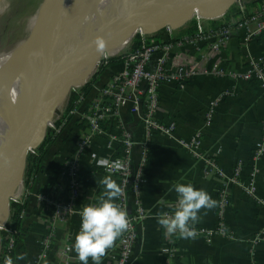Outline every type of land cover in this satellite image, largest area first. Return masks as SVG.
<instances>
[{"label": "built area", "instance_id": "1", "mask_svg": "<svg viewBox=\"0 0 264 264\" xmlns=\"http://www.w3.org/2000/svg\"><path fill=\"white\" fill-rule=\"evenodd\" d=\"M245 8L246 4L241 6L240 18L232 26L206 31L204 24L198 22L195 36L178 41L174 36L178 30L171 27L156 35L138 32L137 39L132 40L123 52L102 58L99 68L107 69L95 84L93 95L86 96L81 88L73 91L78 98L69 102L70 95L48 127L52 140L70 141L73 145L71 151L65 154L63 149H60L61 152L54 150L59 153L57 157L60 161L56 163L47 191L36 190L39 177L32 175L30 185L34 186V191H29L23 181L12 200L22 204L33 197L39 213L47 209L50 211L45 216L46 230L40 239L37 258L31 264H80L73 252L71 240L59 245L56 230L58 224L67 223L74 214L81 213V210H77V204L85 196V181L90 177H111L116 181L121 188L117 203L129 219L128 228L118 238L117 247L110 254L109 264H136L138 226L149 218L148 211L139 200L142 176L157 137L176 142L191 154L193 161L204 163V177L212 175L218 181L215 226L201 227L195 223V237H202L208 245L215 236L233 242L239 240L227 222L232 189L238 190L255 206L264 208V200L258 194L257 187L262 173L260 166L264 160V119L260 122V134L252 146L248 163L237 162L232 174L228 175L213 155L202 151L205 130L196 132L190 141L179 140L176 138L178 123L174 120L165 122L160 118V108L164 87L175 86L183 90L199 75L228 78L234 83L233 88L257 83L264 97V6L252 13H248ZM237 39L243 45L262 41V52L257 56L248 53L243 69H227L221 56L229 44ZM183 47H189L190 50L175 52ZM112 59H116L118 64L108 68ZM230 95L227 91L209 101L204 120L207 128ZM130 118L136 129L139 127L141 130L142 139L129 126ZM137 146H141L138 165L135 156ZM31 154H36V151ZM99 196L98 190L91 196V203L96 202ZM177 207L178 198L159 215V219L170 217ZM25 218L26 214L22 213L17 221L19 227L15 223L10 225L9 220L1 229L3 261L6 257L16 256ZM163 230L167 240L163 264H174V257L178 254L176 239L179 235ZM246 243L252 264H258L255 262L258 247L264 245V216ZM52 257V262H49Z\"/></svg>", "mask_w": 264, "mask_h": 264}, {"label": "crops", "instance_id": "2", "mask_svg": "<svg viewBox=\"0 0 264 264\" xmlns=\"http://www.w3.org/2000/svg\"><path fill=\"white\" fill-rule=\"evenodd\" d=\"M242 1H245V9L248 13L264 6V0ZM239 18L238 16L225 21L212 20L205 22L203 26L206 31H214L232 26ZM197 32V24L185 26L175 32V40L178 41L188 36L193 37ZM186 50L190 48L183 47L175 52ZM261 52V42L254 41L243 45L240 39H237L229 44L221 58L227 69L235 67L240 70L246 64L248 53L257 56ZM233 86H235L234 83L228 78L199 75L192 79L183 90L175 86L164 87L160 108V118L165 122L174 120L178 123L176 138L179 140L190 141L196 132L205 130L202 151L213 155L218 160L220 168L228 175L232 174L237 162L248 163L252 146L260 134V122L264 119V97L259 84H242L237 88ZM227 91L231 95L222 103L213 122L207 128L204 120L209 101ZM129 121V126L138 134L139 139H142L139 127L136 129L132 118ZM154 145L142 176L139 200L148 211L149 218L138 226L139 246L136 264H163L165 261L163 252L167 246V240L159 223V215L178 198L174 191L175 185L191 183L196 188L205 189L215 201H217L219 189L218 181L214 176H203L204 163L193 161L191 154L178 146L176 142L157 137ZM60 147L66 154L71 151L73 145L69 140L63 139ZM135 156L138 165L141 158V146L136 147ZM57 159H51V162L50 159L45 158L36 190L47 191L49 180L57 166L56 163L60 161L58 157ZM260 167L262 173L257 187L258 194L264 200V160ZM103 179L90 177L85 181V196L77 204V210L91 204V196L98 190L99 195H103L105 190ZM230 198L231 208L227 215V222L228 226L235 230L239 241L233 242L215 236L212 243L208 245L202 237L182 238L179 236L176 239L178 254L174 257V264H252L245 239L253 236L260 226L264 208L255 206L235 189H232ZM49 212L47 209L46 212L39 213L35 198L30 199V207L23 224V237L16 253V256H24V259L18 264H31L37 258L40 239L46 230L45 216ZM215 216L216 205L211 209H201L195 223L201 227L213 228L216 222ZM80 222L81 217L77 213L67 223L58 224L56 230L58 244L62 245L71 240L73 252L77 258L74 243L80 229ZM117 244L118 239L101 258V264H109L110 254ZM52 260L53 257L49 259V262ZM256 261L258 264H264V245L258 247ZM89 264H92L91 257Z\"/></svg>", "mask_w": 264, "mask_h": 264}, {"label": "water", "instance_id": "3", "mask_svg": "<svg viewBox=\"0 0 264 264\" xmlns=\"http://www.w3.org/2000/svg\"><path fill=\"white\" fill-rule=\"evenodd\" d=\"M90 1L75 0L49 29L51 60L46 69L32 80L19 100L11 103L1 118L0 246L1 229L10 220L12 200L24 181L30 153L44 144L49 124L59 108L75 89L88 84L102 58L123 52L139 30L150 35H156L167 27L179 30L193 18L195 12L205 19L224 17L241 0H209L207 5H203L201 0H194L195 4L190 8L181 6L167 11H155L147 20L140 22L121 18L120 0L117 1L116 13L113 14L114 9L111 8L101 21L91 22ZM51 2L46 0L42 5L41 23L37 31L39 34L44 21L43 9L50 7ZM56 4L63 3L56 0ZM98 35L106 40L103 51H97L92 43ZM124 39L126 42L119 47ZM30 40L31 38L27 42ZM26 52L23 53L24 57L27 56ZM15 54V51L11 52L8 58ZM5 77L12 75L7 74Z\"/></svg>", "mask_w": 264, "mask_h": 264}, {"label": "clouds", "instance_id": "4", "mask_svg": "<svg viewBox=\"0 0 264 264\" xmlns=\"http://www.w3.org/2000/svg\"><path fill=\"white\" fill-rule=\"evenodd\" d=\"M97 51H103L106 40L96 36L92 42ZM105 190L96 202L85 205L81 209L80 229L76 235L74 248L81 264H101V258L114 242L128 228L127 213L116 202L121 194L120 186L111 178L102 180ZM174 191L178 195V207L173 214L159 220L160 225L170 234H178L182 238L195 237L193 225L198 220L201 209L215 207L216 201L203 188H196L191 183L177 184ZM24 256L15 259L6 257L3 264H18Z\"/></svg>", "mask_w": 264, "mask_h": 264}, {"label": "bare ground", "instance_id": "5", "mask_svg": "<svg viewBox=\"0 0 264 264\" xmlns=\"http://www.w3.org/2000/svg\"><path fill=\"white\" fill-rule=\"evenodd\" d=\"M50 1H52L51 6L43 9L44 21L41 34L35 32L30 41L24 42L22 46L14 50L16 52L14 56L8 58L9 53L0 57V132L3 114L9 109L12 102L19 100L28 85L46 69L51 60V40L48 35L49 29L53 26L51 18H54L56 23L68 8V5H58L56 0ZM117 1L91 0L89 5L90 21H101L102 18H105L106 11L111 10V8L114 9L113 14L116 13ZM208 2L209 0H201L203 5H207ZM194 4V0H120L119 13L122 19L140 22L147 20L152 12L167 11L181 6L190 8ZM197 16L199 14L195 12L193 17ZM125 42L126 39L122 40L119 47L123 46ZM25 51H27V56L24 57L23 53ZM7 74L12 75V77H5ZM7 99L8 104L5 107Z\"/></svg>", "mask_w": 264, "mask_h": 264}, {"label": "rangeland", "instance_id": "6", "mask_svg": "<svg viewBox=\"0 0 264 264\" xmlns=\"http://www.w3.org/2000/svg\"><path fill=\"white\" fill-rule=\"evenodd\" d=\"M45 1L46 0H0V57L3 56L4 54H9L13 52L16 48L22 46L24 41H27L28 39L32 38L34 33L38 31L41 23V8L42 5L45 3ZM60 1L61 3L66 5H70L71 3L74 2V0H60ZM242 5H245V1L242 2L238 1L233 7H231V9L227 12V14L230 13L229 17L232 18L233 16L234 17L237 16L239 9L241 8ZM225 16L218 17L216 19H205L200 16L193 17L185 26L194 25L197 24L198 22L205 24V22L212 20L225 21L226 19L229 18V17L226 18ZM51 22L55 24L54 18H51ZM185 26H183L182 28H184ZM161 32H165V29L162 30ZM136 36H139V34ZM136 36L133 39L134 41L137 39ZM97 72L98 69L89 78L88 82H90L93 79V77ZM100 84H102V82H100ZM79 90L80 89H77V91ZM55 146L56 147L53 148L50 151L49 155L47 156V158L50 160L51 159L55 160L57 159V156H59V153L54 152L55 149L61 152L60 150L61 142L57 141ZM36 154H31V155H36ZM27 175H28V171L26 168L24 179H26ZM12 203L19 204L17 202H12ZM247 238L245 239V243ZM262 246L263 245H261L260 247ZM1 248H3L2 245ZM2 256H3V250L0 249V260H1L0 264H2L3 261Z\"/></svg>", "mask_w": 264, "mask_h": 264}, {"label": "trees", "instance_id": "7", "mask_svg": "<svg viewBox=\"0 0 264 264\" xmlns=\"http://www.w3.org/2000/svg\"><path fill=\"white\" fill-rule=\"evenodd\" d=\"M229 14H226L225 17L226 18L229 17ZM238 15H239V12H238L237 16ZM237 16H235V17H237ZM235 17L233 16V18H235ZM230 18L231 17H229L228 19H230ZM228 19H226V20H228ZM259 42L262 43V41H259ZM116 61H117L116 59H112L110 64L108 65V68H112V67L116 66L118 64ZM106 69L107 68H105V67L99 68L98 72L95 74L93 79L90 82H88V84L81 89V91H83L86 96H91L95 93L94 92L95 84L97 83L99 77L106 71ZM77 98L78 97L76 96V93L72 92L69 102H72ZM73 140L74 139H72V141ZM56 142H57V139L52 140V137L48 134L44 144L38 150H36L37 154L36 155H31V154L29 155L28 164H27L28 165L27 166L28 175L26 176V179H24V182H25L27 189L29 191L33 192L35 189L33 185H30V177L32 175H36L37 177H39L41 175L42 170H43L42 169L43 168V161L49 155L50 151L53 148L54 143H56ZM29 207H30V198H28V200L22 204L12 203L10 225L12 223H15L17 225V227H19L18 223H17L18 218L22 213L27 214ZM20 237H21L20 240H22L23 232L20 235ZM2 247H3V241H2ZM3 255H4V253H3ZM2 259H3V256H2ZM13 259H15V256L13 257Z\"/></svg>", "mask_w": 264, "mask_h": 264}]
</instances>
